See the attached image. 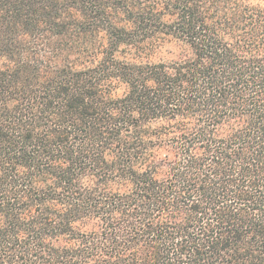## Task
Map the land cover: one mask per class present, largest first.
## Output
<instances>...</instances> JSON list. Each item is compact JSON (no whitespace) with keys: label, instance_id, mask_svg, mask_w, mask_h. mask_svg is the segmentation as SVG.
Masks as SVG:
<instances>
[{"label":"trees","instance_id":"trees-1","mask_svg":"<svg viewBox=\"0 0 264 264\" xmlns=\"http://www.w3.org/2000/svg\"><path fill=\"white\" fill-rule=\"evenodd\" d=\"M0 264H264V0H0Z\"/></svg>","mask_w":264,"mask_h":264}]
</instances>
